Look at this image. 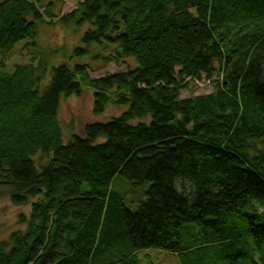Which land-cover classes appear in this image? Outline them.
I'll return each mask as SVG.
<instances>
[{"label": "trees", "instance_id": "1", "mask_svg": "<svg viewBox=\"0 0 264 264\" xmlns=\"http://www.w3.org/2000/svg\"><path fill=\"white\" fill-rule=\"evenodd\" d=\"M39 1L0 0V58L53 17ZM262 22L264 0H78L59 19L91 27L71 61L135 69L90 79L87 65L49 67L42 53L11 72L1 62L0 199L36 201L0 242V264H143L153 249L180 264H264V81L248 62ZM191 81L213 93L180 99ZM82 86L94 115L127 109L63 144L60 101ZM117 176L151 184L138 212L112 191Z\"/></svg>", "mask_w": 264, "mask_h": 264}, {"label": "rangeland", "instance_id": "2", "mask_svg": "<svg viewBox=\"0 0 264 264\" xmlns=\"http://www.w3.org/2000/svg\"><path fill=\"white\" fill-rule=\"evenodd\" d=\"M84 0H80L83 2ZM40 11L45 14L49 12L53 17H45V24L38 30V35L34 40H27L20 43L5 58H0V63L4 65L3 72H11L16 65L38 64L39 56L45 54L49 67L58 66L61 63L85 64L88 66V75L90 79L105 77L110 74L125 73L136 68V63L132 59L119 60L105 63L101 58H75L73 52L77 48H82L81 39L91 28L90 25L83 27L64 26L59 23V19L71 13L76 9L78 0H40ZM264 25V22H262ZM261 34H256L260 37ZM264 45V41L262 43ZM91 54H97L95 47L91 48ZM110 53L104 52L102 55L107 57ZM256 59L261 65L262 77L264 81V46H258L248 58V62ZM46 84V82H44ZM44 84V85H45ZM214 85L212 82L202 81L199 84L189 82L188 88L181 92L180 99H189L190 97H199L212 94ZM94 96L93 91L87 87H81L79 95H72L68 98H61L58 111V123L63 135V144H67L73 135H82L83 128L86 125L94 123H105L111 119L120 116L127 107H115L107 105L104 113L96 116L93 113ZM148 118L145 122L149 123ZM135 123H138L136 121ZM102 142V140L100 141ZM37 167L46 163L44 158L38 154L33 158ZM151 184L136 187L122 177H116L111 185L113 192H116L123 198L125 207L132 213L139 211L141 205L147 201V193ZM36 200H31V203ZM15 207L8 198L0 199V242L7 240L8 237L18 230H24L25 226L20 225L19 216L30 215V205ZM244 221L239 219V226L242 227ZM143 264H180L177 255L161 250H146L138 254Z\"/></svg>", "mask_w": 264, "mask_h": 264}, {"label": "built area", "instance_id": "3", "mask_svg": "<svg viewBox=\"0 0 264 264\" xmlns=\"http://www.w3.org/2000/svg\"><path fill=\"white\" fill-rule=\"evenodd\" d=\"M197 84H199V83L197 82Z\"/></svg>", "mask_w": 264, "mask_h": 264}]
</instances>
